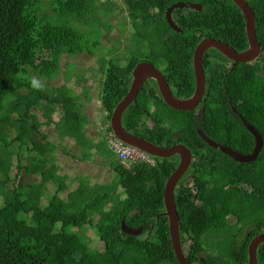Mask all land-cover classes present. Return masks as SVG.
<instances>
[{"label": "trees", "instance_id": "1", "mask_svg": "<svg viewBox=\"0 0 264 264\" xmlns=\"http://www.w3.org/2000/svg\"><path fill=\"white\" fill-rule=\"evenodd\" d=\"M38 1L0 0V264H179L163 213L164 184L175 168L171 159L154 157L153 166L135 163L130 168L115 162L114 196L124 195L111 198L110 202L106 201L109 191L101 192L100 183L80 184L65 197L60 195L66 189L65 179L54 172L58 165L54 157L47 156L49 147L31 136L39 127L32 108L42 100L59 105L63 136L73 138L76 144L83 143L85 114L77 109L70 94L72 89L66 83L47 86L45 82L56 77L63 53L72 55L84 50L83 37L67 24L41 18ZM124 1L135 37L146 42L147 59L154 65L163 64L174 81L178 80V66L190 63L195 43L185 40L196 42L197 30L207 29L210 36L230 41L237 49L247 46L243 15L231 0H196L203 4L201 11L177 9L175 14L179 16H175L183 33L172 30L164 17L165 9L177 0ZM248 4L254 11L261 52L255 62L245 63L244 68L237 64L223 77L224 84L218 85L216 79L222 76L212 71L210 137L241 153L252 151V134L235 122L231 113L227 114L230 101L261 134L263 144L253 160L241 162L198 139L202 151H210L199 164L200 178L210 175V186L206 180L202 182L199 206L184 191H175L181 244L184 248L185 234L189 242L187 252L183 251L191 264H247L248 242L264 231V0H249ZM49 8L51 13L80 23L97 5L96 0H52ZM123 59L114 57L104 68L100 103L107 111V119L126 94L131 71L139 61L132 55ZM34 79L42 84L40 88L33 86ZM228 87L230 91L226 92ZM47 112L52 113L50 109ZM182 113L187 114L166 105L158 93L147 95L142 87L123 113L122 123L136 135L137 129L149 133L148 139L156 144L171 145L192 133L185 120L184 136H172ZM148 117L151 127L146 124ZM189 117L191 123V115L187 114ZM7 128L16 132L12 140L7 138ZM41 137L47 139L46 135ZM199 148L195 145L194 150ZM22 150L29 153L25 163ZM14 156L17 173L24 169L27 175L39 176V181L13 185L15 180L10 174ZM209 158L210 162L205 163ZM54 179L56 188L47 203L42 204L44 188ZM227 215L235 217V221L230 222ZM248 215L253 216L252 220L246 221ZM122 220L131 227L142 226V235L124 233ZM86 226L92 227L102 242L100 250L90 247L91 239L84 233ZM207 250L210 251L204 254ZM257 264H264V243L257 248Z\"/></svg>", "mask_w": 264, "mask_h": 264}, {"label": "rangeland", "instance_id": "2", "mask_svg": "<svg viewBox=\"0 0 264 264\" xmlns=\"http://www.w3.org/2000/svg\"><path fill=\"white\" fill-rule=\"evenodd\" d=\"M50 1L40 0L41 18L52 23H64L75 28L82 34L83 51L72 55L62 54L60 69L56 77L52 76L51 81H45L48 85H63L66 83L71 88L70 94L77 102V109L86 116L84 122L94 125L93 128L87 126L82 133L83 143L76 144L73 138L63 136L60 131V124L63 123L62 108L59 105L45 103L43 100L39 106L32 108L39 127L37 132H33L38 142L49 147L47 156L54 157L58 165V170L54 171L57 175L63 177L66 183V189L60 194L65 197L69 190L76 188L80 184L97 185L100 183V191H109L110 195L106 201L111 198H120L124 195H118L113 192L112 185L116 183L117 177L112 171V165L117 162V157L109 148L103 130L102 119L105 120V112L100 103V87L104 78V68L109 64V60L116 57L124 60L127 56H136L141 61H146V42H139L135 37V31L131 28V19L128 16L127 5L124 0H96L97 8L92 14H89L85 20L76 22L72 17L51 13ZM48 13L49 15H45ZM121 64V63H120ZM69 67V68H68ZM68 69L70 72L68 73ZM70 75V77H68ZM55 77V78H54ZM48 77V79H51ZM38 82V81H37ZM38 84L42 85L38 82ZM76 94H75V93ZM91 101V102H86ZM53 112L48 114V110ZM49 118V120H48ZM107 120V118H106ZM60 127V128H59ZM62 129V128H61ZM8 139L12 140L16 132L7 128ZM10 131V132H9ZM41 135H46L42 138ZM28 141V147H32ZM12 148H15L13 145ZM52 151V152H51ZM29 153L22 150V161L25 163L26 156ZM53 158V160H54ZM17 156L12 158L13 169L11 179L15 184L39 181V176L27 175L24 169L17 173ZM85 160L84 163L79 160ZM55 179L48 182L44 188L43 196L40 200L42 204L47 203L50 195L53 194L56 183ZM12 183H7L11 187ZM115 189V187H114ZM121 192V188H118ZM0 195V203H2ZM94 215L93 219L96 220ZM253 216L248 215L246 221L252 220ZM230 222L235 221V217L230 216ZM250 225V224H249ZM76 229V228H73ZM85 235L91 239L90 247L102 248V242L94 234L92 227L86 226ZM142 235V233L140 234ZM210 250H207V254Z\"/></svg>", "mask_w": 264, "mask_h": 264}, {"label": "water", "instance_id": "3", "mask_svg": "<svg viewBox=\"0 0 264 264\" xmlns=\"http://www.w3.org/2000/svg\"><path fill=\"white\" fill-rule=\"evenodd\" d=\"M241 11L245 21V34L247 38V49L237 52L227 42L213 37L202 39L193 51V66L196 79V88L194 92L186 98L174 96L167 84L161 71L148 61H141L134 65L131 71V81L126 94L116 103L109 118L110 127L114 134L124 143L141 149L155 157L169 158L175 154L180 156V160L175 169L167 177L163 189L164 214L167 216L169 227V236L175 257L179 264H191L186 258L181 244L179 217L175 204V188L178 180L185 173L191 157L188 147L182 143H174L170 146H162L128 131L122 123V115L129 105H131L137 96L144 80L153 78L156 80L159 95L166 105L173 109L190 110L200 101L205 88V78L202 70V57L206 49L215 48L225 56L234 61H249L254 59L260 53V45L255 34L254 11L249 6L247 0H231ZM188 7L200 11L202 5L198 2L176 1L170 4L165 11V20L169 27L176 32H182L171 17V12L176 8ZM245 128L252 134L254 146L252 151L240 153L227 145L218 144L214 140L204 137L210 146L218 148L221 152L227 154L236 161L246 162L253 160L262 147L263 139L261 134L247 121H243ZM121 229L126 234L137 236L142 232V226L131 227L121 221ZM264 243V232L256 233L249 241L247 248V264H257V248Z\"/></svg>", "mask_w": 264, "mask_h": 264}, {"label": "flooded vegetation", "instance_id": "4", "mask_svg": "<svg viewBox=\"0 0 264 264\" xmlns=\"http://www.w3.org/2000/svg\"><path fill=\"white\" fill-rule=\"evenodd\" d=\"M177 1H180V0H177ZM183 1L198 2L202 5V8H203V4L199 1H196V0H183ZM248 1L249 0H247V2ZM177 9H190V10H195V9H191L188 7H182V8H176L171 12V17H172L173 21L182 30V32H178V33H183L184 28L178 24V20L176 17V16H179V14L178 13H177V15L175 14V11ZM165 11H166V9H165ZM164 17H165V12H164ZM244 23H245V21H244ZM196 36L198 38V40L196 38V40H197L196 42L194 41V39H186L185 40V42H187V43H193V42L195 43V45L193 47V51L202 39L212 37V36H210V31H208L207 29L197 30ZM225 42H227L237 52L243 51V50L247 49V47H248V46H245V48H243V49H237L235 47V44L231 43L230 41H225ZM193 51H192L190 63L189 64L183 63V64L178 66V80L177 81H174L171 77L168 76V72L165 70V66L163 64L154 65L151 61L146 59V61L153 64L156 68H158L161 71V73L163 74L167 84L169 85V88H170L172 94L178 98H186V97L190 96L196 88V79H195V72H194V66H193V60H192ZM260 52H261V48H260ZM259 54L254 59L249 60V61H234V60L230 59L229 57L225 56L224 54H222L221 52H219L215 48H208L205 50V52L203 54L202 70H203V74H204V78H205L204 92L202 94L200 101L198 102V104L194 108H192L190 110H183L188 115H191V119L193 121L191 123L189 122L190 117L187 119V114H183V113L179 114L178 115L179 126L177 129H174L172 131V136L174 138H178L180 136L179 134H181V133L184 136L183 131L185 129V120L188 121L187 126L191 127V129H192V130H189L192 133L186 137L187 139H185L182 142H175V143L184 144L186 147L189 148V150L191 152L189 165H188L185 173L178 180V182L176 184V188H175L176 190L175 191H177V189L184 191L188 195V197L192 199L195 206H199L201 204L199 195H200V189L204 186L202 182L204 180H206L204 182H206V184L208 186H210V175H207V176L205 175L204 178H200L201 166L199 165L200 163L203 164L202 159L205 158L207 155H210V151H208V152H206V150L202 151L203 146L201 143H198V141L201 140L202 142H204L208 146H210L209 143L206 140H204V137L209 138V140L212 139L210 137V128L212 125V121L210 120L211 119L210 118V79H211V73H212V71H217L218 75L222 76V78L216 79L218 85L224 84L223 83V81H224L223 77L225 75H227L230 71H232L236 67L237 64H239L238 65L239 68H244L245 63L255 62L257 60V57L259 56ZM138 62H140V61H138ZM184 71H186V73ZM171 79H172V81H171ZM142 87L145 88L147 95L152 96V92L155 93V95H157V93L159 94L157 82L153 78H146L144 80L140 90L142 89ZM189 90H190V92H189ZM227 90L230 91V87L225 89L226 92H228ZM150 105H151L150 106L151 111H154V108H155L154 103L151 102ZM229 105H230V107H229V109H227V114L231 113L235 122L238 121L244 126V124H243L244 119L242 118L241 114L230 103V101H229ZM177 110H180V109H177ZM147 119L149 120L150 117H148ZM147 124L149 125V127H151V125L149 123H147ZM193 131L195 134L193 133ZM137 132L139 135H141V137H144L146 139L151 137V135L149 133L147 134L145 131L137 129ZM200 132L204 135V137L200 134ZM212 140H214V139H212ZM214 141L217 142L216 140H214ZM217 143L220 144L219 142H217ZM164 144H162V146H170V145H166V144L164 145ZM195 145L200 146L199 151L194 150ZM169 159H171L172 161L175 162L174 167H176L179 160H180V156L178 154H175V155L169 157ZM206 162H210V158L208 160H205V163ZM226 218L229 219L230 215H227ZM248 230H249V227H248ZM261 232H264V231H261ZM183 237L186 238L185 234L183 235ZM185 238H184V242H183V246H184L183 250H185V252H187L189 240H186ZM248 244H249V242H248ZM248 244H247V248H248Z\"/></svg>", "mask_w": 264, "mask_h": 264}, {"label": "built area", "instance_id": "5", "mask_svg": "<svg viewBox=\"0 0 264 264\" xmlns=\"http://www.w3.org/2000/svg\"><path fill=\"white\" fill-rule=\"evenodd\" d=\"M106 140L109 148L117 157V160L125 167L131 166L135 163H142L151 166L156 164L154 156L124 143L112 132H106Z\"/></svg>", "mask_w": 264, "mask_h": 264}, {"label": "crops", "instance_id": "6", "mask_svg": "<svg viewBox=\"0 0 264 264\" xmlns=\"http://www.w3.org/2000/svg\"><path fill=\"white\" fill-rule=\"evenodd\" d=\"M189 97V96H188ZM88 100V99H87ZM86 100V102H91V101H87ZM103 108V107H102ZM104 109V108H103ZM111 115V114H110ZM86 116V115H85ZM122 117H123V115H122ZM106 118H107V116L105 115V120H103L102 119V123H103V130H104V134H105V137H106V132H112L113 134H114V132L112 131V129H111V127H110V121H109V119H107L106 120ZM87 123V122H86ZM147 123H149L151 126H152V121L149 119H146V124ZM148 125V124H147ZM87 126H89L90 128H93L94 127V125L92 124V123H88V124H86V126H85V128L87 127ZM149 126V125H148ZM84 128V129H85ZM115 135V134H114ZM107 141V140H106ZM112 152V151H111ZM80 162H82V163H84L85 162V160H79ZM127 168H130V166H128Z\"/></svg>", "mask_w": 264, "mask_h": 264}, {"label": "clouds", "instance_id": "7", "mask_svg": "<svg viewBox=\"0 0 264 264\" xmlns=\"http://www.w3.org/2000/svg\"><path fill=\"white\" fill-rule=\"evenodd\" d=\"M32 84H33L34 87H37V88H40V87H41V85H39L38 82H37L35 79L32 81ZM104 112H105V114H106V116H107V111L104 110ZM126 144H127V143H126ZM138 149H139V148H138ZM140 150H141V149H140Z\"/></svg>", "mask_w": 264, "mask_h": 264}]
</instances>
